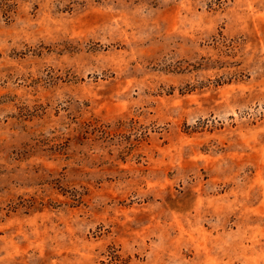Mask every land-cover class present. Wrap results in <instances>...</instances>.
<instances>
[{"label":"rangeland","instance_id":"obj_1","mask_svg":"<svg viewBox=\"0 0 264 264\" xmlns=\"http://www.w3.org/2000/svg\"><path fill=\"white\" fill-rule=\"evenodd\" d=\"M264 264V0H0V264Z\"/></svg>","mask_w":264,"mask_h":264},{"label":"trees","instance_id":"obj_2","mask_svg":"<svg viewBox=\"0 0 264 264\" xmlns=\"http://www.w3.org/2000/svg\"><path fill=\"white\" fill-rule=\"evenodd\" d=\"M129 259L125 257L120 249L112 246V249L109 250L106 259H102L100 264H128Z\"/></svg>","mask_w":264,"mask_h":264}]
</instances>
